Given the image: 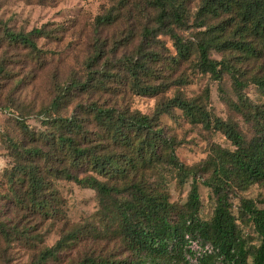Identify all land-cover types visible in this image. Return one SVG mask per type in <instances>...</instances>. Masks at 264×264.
Returning <instances> with one entry per match:
<instances>
[{"label":"trees","instance_id":"16d2710c","mask_svg":"<svg viewBox=\"0 0 264 264\" xmlns=\"http://www.w3.org/2000/svg\"><path fill=\"white\" fill-rule=\"evenodd\" d=\"M45 28L4 26L0 44L38 58ZM188 71L228 79L233 97L223 100L249 133L214 115L208 89L182 92ZM250 86L264 93V0H113L91 23L80 71L55 82L39 109L40 129L18 118L7 138L0 247H24L25 264H264V209L239 196L264 182V108L247 96ZM128 96L156 99L153 112L132 110ZM176 111L231 149L213 144L205 159L182 164L161 126ZM61 181L94 192L92 216L67 219ZM172 183L188 185L184 205L171 201ZM200 187L214 204L208 220L199 215ZM186 236L213 252L188 260Z\"/></svg>","mask_w":264,"mask_h":264},{"label":"rangeland","instance_id":"374dc122","mask_svg":"<svg viewBox=\"0 0 264 264\" xmlns=\"http://www.w3.org/2000/svg\"><path fill=\"white\" fill-rule=\"evenodd\" d=\"M112 1L0 0V30L7 26L16 31L28 32L46 27L45 30L50 34L48 39L37 42L44 53L38 58L25 51L7 47L3 42L0 44V66L3 67V72L0 73V176L10 164L6 142L8 136L15 134L17 119H24L32 129H40L39 109L47 106L52 99L55 82H63L68 76L80 71L87 51L91 23ZM213 57L219 59L217 55ZM186 73L191 75L190 71ZM190 80L191 84L182 89L186 96H196L208 89L214 115L223 120L232 119L239 123L243 133H249L248 127L223 100L224 97H233L228 79L219 83L208 76H190ZM247 96L264 108V93L250 86ZM128 102L132 110L149 115L154 110L156 99L128 96ZM161 126L178 144L177 158L186 166L205 159L213 144L231 149L223 135L208 134L199 127L190 126L178 111L172 117H162ZM55 187L64 201L66 216L71 223L84 221L97 210L93 191L63 181L56 182ZM188 191V185L175 187L172 183L169 186L171 201L184 205ZM199 195L200 218L208 220L212 214L213 200L209 197V191L203 187L199 188ZM1 196L0 194V198ZM239 196L254 200L260 209H264V182L250 186ZM237 206L238 201L233 200L232 211L235 215ZM2 212L7 213L6 210ZM242 236L250 243H257L251 228L243 229ZM56 239L55 234H49L46 245L51 246ZM0 249V264H25L27 251L24 247L11 244L3 245Z\"/></svg>","mask_w":264,"mask_h":264},{"label":"built area","instance_id":"2783aa9c","mask_svg":"<svg viewBox=\"0 0 264 264\" xmlns=\"http://www.w3.org/2000/svg\"><path fill=\"white\" fill-rule=\"evenodd\" d=\"M187 248L190 254L187 256V259L193 262H196L197 258L200 256H206L213 252V248L208 243H202L198 240H194L189 236H186Z\"/></svg>","mask_w":264,"mask_h":264}]
</instances>
